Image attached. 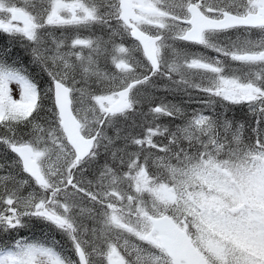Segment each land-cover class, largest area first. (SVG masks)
I'll return each instance as SVG.
<instances>
[{
    "label": "snow or ice",
    "instance_id": "1",
    "mask_svg": "<svg viewBox=\"0 0 264 264\" xmlns=\"http://www.w3.org/2000/svg\"><path fill=\"white\" fill-rule=\"evenodd\" d=\"M0 37V264H264V0H0Z\"/></svg>",
    "mask_w": 264,
    "mask_h": 264
},
{
    "label": "trees",
    "instance_id": "2",
    "mask_svg": "<svg viewBox=\"0 0 264 264\" xmlns=\"http://www.w3.org/2000/svg\"><path fill=\"white\" fill-rule=\"evenodd\" d=\"M57 35H59V31L57 32ZM85 35H86V33H85ZM129 39H131V38H129ZM0 42H3V37H0ZM168 99H170V100L175 99V101L178 102L180 98L179 97L174 98L172 96H169ZM184 99L186 100L187 97H185ZM201 107H202V105L195 104V103L188 106L189 111H191L192 109H197V108H201ZM229 115L234 116L238 121H245L248 119V117L246 116V110L244 108H241L240 106L234 107L233 111L231 113H229ZM165 119L167 120V118H165ZM35 231H36L37 236L41 235L39 228H37ZM55 235H56L57 240L61 239L59 233H56Z\"/></svg>",
    "mask_w": 264,
    "mask_h": 264
},
{
    "label": "rangeland",
    "instance_id": "3",
    "mask_svg": "<svg viewBox=\"0 0 264 264\" xmlns=\"http://www.w3.org/2000/svg\"><path fill=\"white\" fill-rule=\"evenodd\" d=\"M11 87L13 90V92H12L13 97L18 99V91H17L16 85H12Z\"/></svg>",
    "mask_w": 264,
    "mask_h": 264
}]
</instances>
